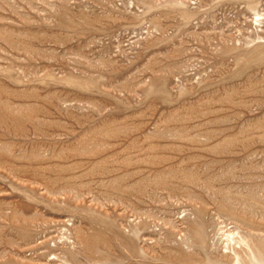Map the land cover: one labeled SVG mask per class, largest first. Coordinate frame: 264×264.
I'll return each mask as SVG.
<instances>
[{"label": "rangeland", "instance_id": "374dc122", "mask_svg": "<svg viewBox=\"0 0 264 264\" xmlns=\"http://www.w3.org/2000/svg\"><path fill=\"white\" fill-rule=\"evenodd\" d=\"M0 264H264V0H0Z\"/></svg>", "mask_w": 264, "mask_h": 264}]
</instances>
